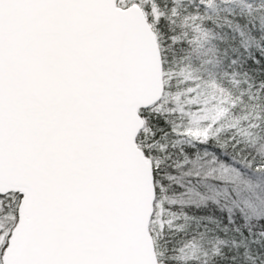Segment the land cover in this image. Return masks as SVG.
Returning a JSON list of instances; mask_svg holds the SVG:
<instances>
[{
	"label": "snow or ice",
	"instance_id": "snow-or-ice-1",
	"mask_svg": "<svg viewBox=\"0 0 264 264\" xmlns=\"http://www.w3.org/2000/svg\"><path fill=\"white\" fill-rule=\"evenodd\" d=\"M0 264H264V0H0Z\"/></svg>",
	"mask_w": 264,
	"mask_h": 264
}]
</instances>
